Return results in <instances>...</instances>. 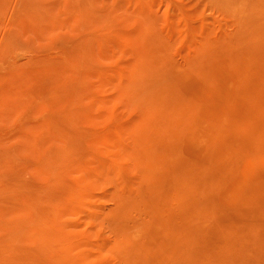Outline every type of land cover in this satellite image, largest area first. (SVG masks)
Returning a JSON list of instances; mask_svg holds the SVG:
<instances>
[{"label": "rangeland", "instance_id": "rangeland-1", "mask_svg": "<svg viewBox=\"0 0 264 264\" xmlns=\"http://www.w3.org/2000/svg\"><path fill=\"white\" fill-rule=\"evenodd\" d=\"M0 264H264V0H0Z\"/></svg>", "mask_w": 264, "mask_h": 264}, {"label": "bare ground", "instance_id": "bare-ground-1", "mask_svg": "<svg viewBox=\"0 0 264 264\" xmlns=\"http://www.w3.org/2000/svg\"><path fill=\"white\" fill-rule=\"evenodd\" d=\"M147 176H148V175H147ZM152 177H153V176H152ZM153 180H154V179H153ZM156 180H157V179H156ZM153 183H154V181H153ZM155 183H156V182H155ZM150 195H151V194H150ZM124 209H125V208H124ZM127 231H129V230L127 229ZM127 231H126V233H127ZM139 232H140V231H139ZM126 233H125V234H126ZM128 233H129V232H128Z\"/></svg>", "mask_w": 264, "mask_h": 264}]
</instances>
